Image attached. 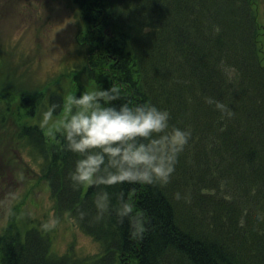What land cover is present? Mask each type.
I'll use <instances>...</instances> for the list:
<instances>
[{"label": "trees", "instance_id": "obj_1", "mask_svg": "<svg viewBox=\"0 0 264 264\" xmlns=\"http://www.w3.org/2000/svg\"><path fill=\"white\" fill-rule=\"evenodd\" d=\"M76 2L82 58L65 73L74 94L93 90L90 83L118 85L123 100L167 108L171 123L191 128L192 137L165 186L74 187L69 173L78 156L66 148L62 127L48 136L37 123L18 124L16 140L40 162L57 214L73 218L100 251L76 256L70 247L58 254L38 226L11 222L0 233V264H264V23L258 0ZM222 59L236 66L238 80L227 81ZM206 96L230 103L235 115L221 119ZM0 99L4 120L15 99L10 91ZM48 101L54 115L67 108L58 89L50 90ZM19 102L35 113L29 90ZM105 190L112 208L97 220L94 200ZM177 191L191 202L175 199ZM121 195L143 213L142 237H133L128 219L116 214Z\"/></svg>", "mask_w": 264, "mask_h": 264}, {"label": "rangeland", "instance_id": "obj_2", "mask_svg": "<svg viewBox=\"0 0 264 264\" xmlns=\"http://www.w3.org/2000/svg\"><path fill=\"white\" fill-rule=\"evenodd\" d=\"M256 9L264 23V0ZM82 25L76 0H0V97L10 91L15 99L13 110L4 120L0 116V233L11 222L38 226L50 236L52 251L63 254L72 247L76 256L95 255L100 244L67 213L57 214L40 162L16 140V128L37 123L50 136L63 126L67 98L74 94L72 77L65 73L82 58L76 42ZM53 88L63 93L67 108L46 119ZM23 90L35 96L33 115L19 102Z\"/></svg>", "mask_w": 264, "mask_h": 264}, {"label": "clouds", "instance_id": "obj_3", "mask_svg": "<svg viewBox=\"0 0 264 264\" xmlns=\"http://www.w3.org/2000/svg\"><path fill=\"white\" fill-rule=\"evenodd\" d=\"M220 69L228 82L239 79L235 65L222 59ZM123 96L121 87L115 84L68 96L70 115L63 121L62 129L66 148L78 156L69 173L74 187L123 182L160 186L170 183L179 157L192 137L191 128L172 124L167 108L151 101L133 104L123 100ZM114 101L122 102L117 105ZM205 102L214 106L221 119L235 115L230 103L215 96H206ZM55 107L48 110L46 119ZM174 196L191 202L189 195L179 191ZM94 203L97 220L112 208L111 196L106 190L97 194ZM115 211L121 221L128 219L133 237L143 236L147 230L146 219L132 202L121 195Z\"/></svg>", "mask_w": 264, "mask_h": 264}]
</instances>
